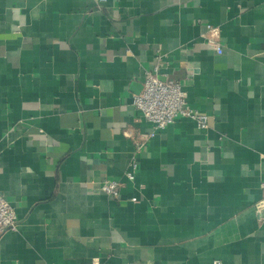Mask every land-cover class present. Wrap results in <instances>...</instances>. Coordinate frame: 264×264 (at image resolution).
Masks as SVG:
<instances>
[{
	"label": "crops",
	"instance_id": "crops-1",
	"mask_svg": "<svg viewBox=\"0 0 264 264\" xmlns=\"http://www.w3.org/2000/svg\"><path fill=\"white\" fill-rule=\"evenodd\" d=\"M159 63L207 129L146 138ZM263 182L264 0H0V264H264Z\"/></svg>",
	"mask_w": 264,
	"mask_h": 264
},
{
	"label": "built area",
	"instance_id": "built-area-1",
	"mask_svg": "<svg viewBox=\"0 0 264 264\" xmlns=\"http://www.w3.org/2000/svg\"><path fill=\"white\" fill-rule=\"evenodd\" d=\"M205 41L209 48L214 49L218 54L224 52V44L219 27L208 23ZM161 64H156L152 69L146 71L143 88L134 95V105L141 110L144 116L152 123L153 129L146 135L150 138L156 135L157 131L165 128L168 124L175 122L182 117H189L197 122L201 129L209 127V116L192 107L187 99V91L180 81L162 76L160 73ZM146 141H137L136 151H139ZM139 167L137 157L131 163L126 172L130 180H135ZM119 181L115 179H104L99 183L100 191L107 194H116L119 189ZM264 188V182L262 183ZM137 200V197H132ZM20 218L15 206L0 190V234L10 230L18 229ZM96 264H102L99 260Z\"/></svg>",
	"mask_w": 264,
	"mask_h": 264
}]
</instances>
